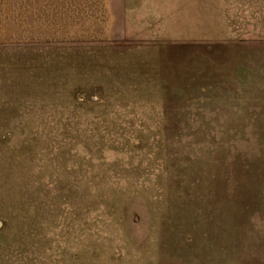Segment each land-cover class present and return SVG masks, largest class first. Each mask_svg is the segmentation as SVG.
<instances>
[{
    "label": "rangeland",
    "instance_id": "obj_1",
    "mask_svg": "<svg viewBox=\"0 0 264 264\" xmlns=\"http://www.w3.org/2000/svg\"><path fill=\"white\" fill-rule=\"evenodd\" d=\"M24 2L50 4L0 0V264H264V0L20 45Z\"/></svg>",
    "mask_w": 264,
    "mask_h": 264
},
{
    "label": "crops",
    "instance_id": "obj_2",
    "mask_svg": "<svg viewBox=\"0 0 264 264\" xmlns=\"http://www.w3.org/2000/svg\"><path fill=\"white\" fill-rule=\"evenodd\" d=\"M24 3L19 17L20 45L118 43L130 37L126 0H80V5L78 0H50L49 5L36 3L34 8ZM255 66L250 70L253 83L257 81L254 89L262 90L264 70L256 72ZM252 99L264 106V92Z\"/></svg>",
    "mask_w": 264,
    "mask_h": 264
}]
</instances>
